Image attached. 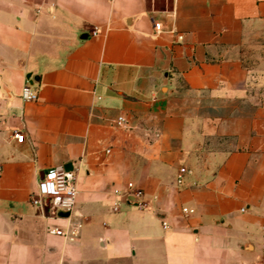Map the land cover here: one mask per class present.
<instances>
[{
  "label": "crops",
  "instance_id": "1",
  "mask_svg": "<svg viewBox=\"0 0 264 264\" xmlns=\"http://www.w3.org/2000/svg\"><path fill=\"white\" fill-rule=\"evenodd\" d=\"M55 166L70 216L31 201ZM263 245L264 0H0V264H264Z\"/></svg>",
  "mask_w": 264,
  "mask_h": 264
},
{
  "label": "built area",
  "instance_id": "2",
  "mask_svg": "<svg viewBox=\"0 0 264 264\" xmlns=\"http://www.w3.org/2000/svg\"><path fill=\"white\" fill-rule=\"evenodd\" d=\"M101 30L97 27L93 28L90 32L92 36H98ZM179 39H183L179 35ZM39 97V91L34 86L27 82L22 89V98L24 101H35ZM117 125H125L126 118L121 115L116 120ZM13 137L22 139L23 135L19 130L13 131ZM186 172L185 168L180 170L178 183L183 180V175ZM114 193L119 197L126 199H133L138 202V205L145 206L142 201L143 190L138 188L133 182H129L124 189L115 188ZM79 189L77 185L76 173L73 170H68L64 166H55L44 171L38 184L37 191L33 192L31 201L34 204L47 205L48 209L55 213H69V216L76 212L77 198ZM47 201L49 204H47ZM121 205V200H115L113 203V210L118 211ZM184 212H192V209L184 208ZM167 227V223H164ZM80 225H74L68 229L49 226L48 232L50 234L63 236L74 240L79 233ZM262 261L264 262V245L262 248Z\"/></svg>",
  "mask_w": 264,
  "mask_h": 264
},
{
  "label": "water",
  "instance_id": "3",
  "mask_svg": "<svg viewBox=\"0 0 264 264\" xmlns=\"http://www.w3.org/2000/svg\"><path fill=\"white\" fill-rule=\"evenodd\" d=\"M85 37L87 35H84ZM27 78L30 80V82L33 84L34 81H38L39 82V76L38 75H33L32 73H29L27 75ZM43 174V173H42ZM128 203L131 204V205H138V202L137 201H134L133 199H129L128 200ZM47 204H49V202L47 201ZM69 213H65L64 215H68Z\"/></svg>",
  "mask_w": 264,
  "mask_h": 264
}]
</instances>
